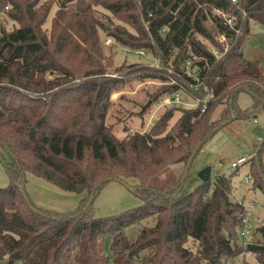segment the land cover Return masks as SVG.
Here are the masks:
<instances>
[{
  "label": "trees",
  "instance_id": "16d2710c",
  "mask_svg": "<svg viewBox=\"0 0 264 264\" xmlns=\"http://www.w3.org/2000/svg\"><path fill=\"white\" fill-rule=\"evenodd\" d=\"M252 24L264 27V0H0V150L10 157L0 153L10 179L0 188V264H264V219L256 228L261 239L243 244L244 208L230 177L211 172L202 182L193 169L222 123L248 118L236 102L240 92L264 111V61L243 50ZM104 39L157 65L115 66ZM126 80L157 83L147 93L151 104L178 91L212 97L204 112L202 104L163 109L148 129L141 123L119 138L107 117ZM199 143L183 183L182 172L165 189L152 185L171 166H185ZM263 149L264 142L250 172L252 188L264 195ZM25 173L83 199L66 214L33 211ZM113 178L142 203L96 218L93 199Z\"/></svg>",
  "mask_w": 264,
  "mask_h": 264
},
{
  "label": "rangeland",
  "instance_id": "374dc122",
  "mask_svg": "<svg viewBox=\"0 0 264 264\" xmlns=\"http://www.w3.org/2000/svg\"><path fill=\"white\" fill-rule=\"evenodd\" d=\"M56 7L53 5L45 22V27L49 28L51 18ZM7 27L10 26L6 24ZM106 41V39H104ZM264 33L262 28L252 24L251 34L243 46L244 55L249 60L264 61ZM105 45V44H104ZM111 45V44H109ZM113 64L119 66L123 63L142 64L145 66H156L157 60L149 55H139L137 52H130L128 49L112 43ZM112 77H119L118 74H111ZM131 81H124L118 92L111 96V106L107 117V123L114 124V132L117 137L122 138L126 129H139V125L144 123L146 129L152 126L157 116L163 111L155 110L151 104L142 119L136 117L138 113L149 101L147 93L152 92L159 86L157 83L148 82L129 87ZM236 102L240 111L248 115L247 119H237L231 123L218 128L213 135L206 141L198 153L194 162L193 169L210 166L213 174L225 175L230 177L232 196L236 203L241 204L244 209L250 213L249 229L250 238L253 241L261 239L256 231L257 225L264 219V195L259 190H254L253 178L251 175V160L238 165L237 169L230 168L232 162L239 158L247 159L254 156L264 142V111H258L252 108L253 99L250 94L240 92L237 95ZM156 104V103H155ZM223 108L220 106L215 109L212 119L218 120ZM132 113V114H130ZM5 162L10 161V157L0 150ZM261 160L264 166V149L261 153ZM184 171V166L176 164L170 167L169 172L163 176L154 179L151 183L156 188L165 189L174 179ZM193 172V170L191 171ZM251 179L246 183L245 178ZM24 192L32 208L45 212L57 214H66L75 211L82 194L62 191L46 180L38 178L30 173L24 175ZM10 184L3 162L0 159V188H6ZM192 186V185H191ZM141 199L134 192H131L122 184L111 181L103 185L98 191L92 203V211L96 218L117 217L120 214L133 210L140 206ZM103 253L106 256L111 255L110 239L105 241ZM247 261L253 262L251 257Z\"/></svg>",
  "mask_w": 264,
  "mask_h": 264
},
{
  "label": "built area",
  "instance_id": "2783aa9c",
  "mask_svg": "<svg viewBox=\"0 0 264 264\" xmlns=\"http://www.w3.org/2000/svg\"><path fill=\"white\" fill-rule=\"evenodd\" d=\"M233 3H236V0H232ZM217 14L222 15L224 18L226 24L232 25V19L226 18L219 10L215 11ZM262 31L264 33V27L262 28ZM220 42H225V38L223 36L219 37ZM111 44V41L108 39L105 41V45ZM262 45L264 46V41L262 42ZM211 51L216 54V51L211 48ZM139 55H144L145 53L143 51H137ZM189 65V63H188ZM195 90V89H194ZM182 92L178 91L174 94L170 95H165L161 98L160 102L153 104L156 108L155 110H163V109H172V108H177L181 107L184 109L187 108H195L199 104H202L201 112H204L206 110V105L209 101V99L212 97L211 92L202 100L192 97L191 95H188V98H186ZM253 156H249L247 159L245 158H239L236 162H232L230 165V168L236 169L238 165L245 163L246 161H250ZM251 179L250 176H247L245 178L246 183ZM249 217L250 213L247 209H243V213L241 215V227H240V238L243 240V244L248 243L251 238H250V229H249ZM247 256L252 257V255L247 254Z\"/></svg>",
  "mask_w": 264,
  "mask_h": 264
},
{
  "label": "water",
  "instance_id": "95a60500",
  "mask_svg": "<svg viewBox=\"0 0 264 264\" xmlns=\"http://www.w3.org/2000/svg\"><path fill=\"white\" fill-rule=\"evenodd\" d=\"M150 105H151V102L148 101L147 104L142 108V111L146 110ZM221 125L223 126V125H225V123H222ZM200 144L201 143H199L195 147V149L192 151V153L190 154V156H189V158L187 160V163L184 166L183 176H182V180H181L182 183L185 181V179H186V177L188 175L189 167H190L195 155L197 154V152L199 150ZM211 171H212V168L210 166H207V167H204V168L200 169L199 171H197L196 176H197L198 179H200V181L205 182L211 177ZM107 180H112V179H107ZM113 180L118 182V183H120V184H122L124 187H126L131 192H134V189L132 187H130L129 185H127L125 182L121 181L120 179L113 178ZM32 210L33 211H37L34 208H32Z\"/></svg>",
  "mask_w": 264,
  "mask_h": 264
}]
</instances>
